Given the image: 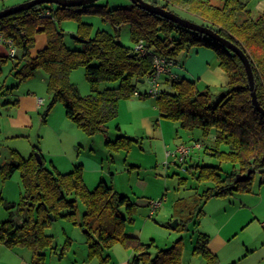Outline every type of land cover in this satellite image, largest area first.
<instances>
[{
    "label": "trees",
    "instance_id": "16d2710c",
    "mask_svg": "<svg viewBox=\"0 0 264 264\" xmlns=\"http://www.w3.org/2000/svg\"><path fill=\"white\" fill-rule=\"evenodd\" d=\"M145 2L171 12L172 7L183 10L203 22L198 25L211 29L237 46L249 60L256 98L264 110V12L253 13L248 2L242 0H219V4L213 0ZM83 15L102 17L114 27L115 33L98 31L91 37V26L82 22ZM71 19L78 23L74 40L82 44L81 49L71 50L65 45L64 32L59 24ZM124 24L130 26L131 41L134 44L143 41L144 48L151 55H141L120 43V26ZM0 31L12 40L16 49L14 58L0 56V71L8 60L20 61L22 65L13 75L20 83L37 69H42L47 74L46 91L51 97L45 115L56 101H61L66 118L88 137L106 135L108 123L118 115L119 102L131 98L137 84L145 82L152 71V55L175 59L193 47L212 49L227 78L219 94L210 87L200 91L193 81L176 79L166 82V86L163 83L155 97L163 118L179 123L188 131L198 129L202 138L210 141L202 144L203 153L220 164H231V170L224 175L220 165L195 166L193 173L197 181L210 183L211 187L200 195L196 194L189 203H177L174 214L179 216L176 229L186 230V223L193 221V209L211 198L251 193L256 173L260 175V184H264V117L251 102L242 62L220 43L150 14L133 3L127 7L109 8L107 4H98V1L81 7L37 5L1 18ZM38 32L44 33L46 46L31 57L29 51ZM79 67L84 68L90 87V94L86 96H80L69 82L71 71ZM112 82H117L118 86L100 88L102 83ZM148 97L147 94L139 95V98ZM132 142L128 137L118 135L114 141L106 137L104 146L113 151L126 150ZM36 152L37 149L33 148L28 159L12 152L11 161L0 167L3 181L19 173L23 187L18 203H8L0 194V207L9 213L0 224V243L12 248H28L32 252L31 264H44V250L50 249L53 243L45 230L53 222L67 219L86 230L88 258H96L100 264L108 261L106 253L115 244L133 249L130 264H181V239L169 248L157 249L152 255L153 243L143 244L124 233V226L133 222L132 214L137 208L129 197L119 194L105 182H100L90 191L83 182L81 165L61 174L53 167L46 169L42 158V164H39ZM248 171L250 173L245 180L236 181V175ZM78 200L85 208L79 223L76 220ZM121 208L125 213L120 211ZM13 211L23 215L21 223L13 219ZM207 244L208 236L199 233L193 252L201 254L206 264H217L216 256L208 250Z\"/></svg>",
    "mask_w": 264,
    "mask_h": 264
},
{
    "label": "rangeland",
    "instance_id": "374dc122",
    "mask_svg": "<svg viewBox=\"0 0 264 264\" xmlns=\"http://www.w3.org/2000/svg\"><path fill=\"white\" fill-rule=\"evenodd\" d=\"M28 1L30 0H0V11ZM213 2L220 3L219 0H213ZM130 3L129 0L98 1V4H107L109 8L127 7ZM256 3L257 0L248 1V6L253 13H257ZM171 10L185 20L196 24L203 23L199 18L183 10L174 7ZM82 22L91 26V37H94L98 31L115 33L114 27L98 15H83ZM59 26L64 32V42L67 48L81 49L82 44L72 38L76 35L78 23L71 19L62 21ZM119 41L125 47H133L134 43L130 38L128 24L120 26ZM45 46L46 37L44 33L38 32L34 37V45L29 51L31 57H35L37 52ZM195 48L198 47L185 50L177 60L179 61L182 56L186 55V51L192 53ZM206 49L214 57L213 64L210 62L211 66L215 65L214 63L218 62L216 53L212 49ZM21 65L20 61L8 60L1 67L0 116H9L14 119L15 123L29 128V137L19 136L14 140L0 141V166L11 161L12 152L28 159L31 154L26 152L21 154L23 148L28 149L29 147L31 150L36 148L35 154L40 155L46 169L51 170L53 167L57 172L66 174L72 171L75 165L82 164L83 182L90 191L102 181L116 192L130 197L137 204L148 202V200L151 204L160 202L159 207L151 216H149V211L152 207L138 206L132 214L134 221L124 226V231L128 228L138 231L141 243H153L155 247L150 252L152 255L157 249L169 248L181 239V264H206L201 254L193 252L198 234L204 233L210 237L208 243L210 241L216 249L211 253L216 256L217 264H264V184H260L259 173L254 176L251 193H233L222 198H211L199 208L193 209V221L186 223V230L173 229L170 225L179 217L174 216L177 203L182 201L189 203L196 194L200 195L210 188L211 184L197 181L193 173L195 168L190 166L193 165L192 163L173 164V160L167 158L166 153L173 152L175 146L180 144L192 145L193 138H200L202 143L210 141L203 139L198 129L188 131L181 128L179 123L167 119L164 122V128L168 132L165 135V142L162 139L151 138L144 129L134 134L133 127L129 124L130 109L126 104L146 102L152 108L154 102L148 98H136L133 95L129 99L121 100L122 103L119 102L117 117L107 125L109 140L114 141L118 136L115 128L117 124L121 128L120 133L132 139L133 142L126 150L107 149L104 146L103 135L88 137L66 118L61 101H56L45 115V109L51 102V97L46 91L47 75L42 69H37L32 76L19 83L13 75L17 67ZM69 82L80 96L90 94L83 67L71 71ZM194 82L200 91L207 87L197 79ZM117 86V82L102 83L100 88H116ZM147 90L146 82H140L136 86V91L141 94L147 93ZM212 91L219 94L221 89L213 88ZM37 98L44 101L38 108L35 106ZM5 101H8V104L4 106ZM124 103L125 105L121 106ZM165 144L170 145L171 148H166ZM68 157L76 160L74 165L69 163L71 168L65 164ZM198 165H220L222 175L231 170V164L225 162L220 164L218 160L208 156L202 158ZM22 192L19 173H15L5 181L0 177V194L6 202L18 203ZM84 209L83 204L78 200L76 209L78 223ZM120 211L125 213L124 208ZM8 216L9 213L1 206L0 223ZM12 216L17 223L24 218L23 215L14 211ZM77 225L67 219H59L45 230L46 234H51L55 239L53 250H48L46 253V264H87L86 235L82 233L84 230ZM63 233L67 236H75L77 242L70 253H65L63 258H60V252L65 243ZM217 236L224 240V244L221 245L215 241ZM125 254L126 251L120 244H115L112 250L107 251L108 257L117 263L126 258Z\"/></svg>",
    "mask_w": 264,
    "mask_h": 264
},
{
    "label": "crops",
    "instance_id": "0c3cea01",
    "mask_svg": "<svg viewBox=\"0 0 264 264\" xmlns=\"http://www.w3.org/2000/svg\"><path fill=\"white\" fill-rule=\"evenodd\" d=\"M242 1L248 2L249 0H242ZM255 10L257 11L256 14L264 12V0H257ZM133 47H134V45H133ZM184 52H182L181 54H183ZM193 52L189 53L188 51H186L187 54L182 56L179 59V61L177 60L179 55L175 58L176 65L174 66V68L171 71L172 76H174L175 79H186V80L193 81V82L195 81V79H197L198 81L205 84V86L210 87L211 89H213V88L222 89L227 83V78L224 75V73L222 72V70L219 68L218 62L214 63L215 65L211 66L210 62L212 63L213 62L212 60L214 59V57L212 56L213 54H210L211 52H209V50H207L206 48H201V47L195 48ZM0 56H8L7 55V48L3 45H0ZM171 80H172V78L166 76L164 78V81H165L164 85L166 86V82H169ZM46 82H47V80L45 81V84H46ZM136 93H138L139 95H142L138 91H136ZM143 94L146 95L147 93L144 92ZM135 97L138 98L139 96H135ZM143 99H147V98H143ZM148 99H150L154 102V106L152 108L149 107V103H146V102H144V103L128 102V104H126V105H128V108L130 109V112H129L130 123L129 124L131 125V127H133L134 134L140 133L141 132L140 130L144 129L148 132V134H150L151 138L154 139V137H155L156 139H162V141L165 142L166 141L165 135H166L167 131H166V128H164V125H165L164 122H166L167 120H165V118H163L160 115V113L157 109L156 103H155V98L154 97H148ZM39 100H42V99L37 98L35 101L36 108L40 107L39 102H38ZM7 102L8 101H5V104ZM122 102H120V103H122ZM43 103H44V101L42 100V104ZM122 105H125V103L121 104V106ZM119 108H120V106H119ZM8 109H9V107L7 108V110ZM172 126L174 128V125H172ZM115 128L117 131L116 132L117 135H122L120 133L121 128L117 124H116ZM1 131H2V133H1ZM107 134H108V128H107L106 135L101 134L104 137V141H105V138L108 137ZM19 136H22L23 138L29 137V128H27L21 124L15 123L14 119H12L9 116H0V141H6V140H10V139L14 140V138H18ZM193 139H194L193 144L189 145V146H191V151H190L189 156L185 159V164L187 162L192 163L193 165H190V166L195 168V166L198 165L199 161L202 160V158H204L207 155L203 153L204 149H203V147H201V146H203L202 145L203 143L201 140H199L200 138H196V139L193 138ZM178 146H181V144L175 146V149ZM165 147L171 148L170 145H168V144H165ZM25 152L27 154H32V150L29 147H28V149H27V147L23 148V152L21 154H25ZM23 156H25V155H23ZM67 159H69V157ZM67 159L65 160L66 162L65 161L64 162L68 166V168H71L70 166L74 165L76 163V160H74L72 158H70L69 160H67ZM69 163L71 165H69ZM177 163H179V162L173 161V164H177ZM179 164H182V163H179ZM79 165H82V164H79ZM75 166H78V165H75ZM187 168H189V167H187ZM132 202L137 206V208H138V206H144L147 208L151 207L149 200H148V202H144V203H140V204H137L134 201H132ZM137 208H136V210H137ZM151 211L152 210L149 211V216L153 215V213H154ZM132 219L134 221V218H132ZM18 223H21V221L20 222L18 221ZM137 232L138 231H136L135 229L130 230L129 228L125 229V231H124V233L127 234L128 236L137 238L140 242H142L140 239L141 236H139ZM82 233L86 235V230L82 231ZM63 234L65 235L66 233H63ZM46 235L52 237L53 243H52V247L50 249L44 250V255H45L44 264L47 263L46 262L47 261L46 253L48 250H53V244L55 241L54 237L51 234H46ZM208 239L210 240L209 236H208ZM66 240H69V241L67 242ZM215 241L220 243L221 245L224 244V240L220 239L218 236L215 238ZM76 242H77V239L75 236L65 235V243L61 249L60 258H63L65 253H70V250L75 246ZM85 244H86V240H85ZM120 246L126 251V254H125L126 258L122 262L117 263V262H113L112 259L109 257L108 261L104 264H111V263L112 264H130L132 257L134 255L133 249L129 246H124L121 244H120ZM112 247H114V246H112ZM112 247L110 250H112ZM207 248L212 253L214 251H216V249L212 246V243L210 241L208 243ZM110 250H108V251H110ZM54 252L56 253V251H54ZM52 253H53V251L50 253V255H52ZM106 255H107V253H106ZM107 256H109V255H107ZM86 258H87V255H86ZM87 259H88L87 264H95V263L100 264L99 260L96 258H94V259L87 258ZM31 261H32V252L28 248H25V247H13L12 248V247H8L4 243H0V264H31Z\"/></svg>",
    "mask_w": 264,
    "mask_h": 264
},
{
    "label": "water",
    "instance_id": "95a60500",
    "mask_svg": "<svg viewBox=\"0 0 264 264\" xmlns=\"http://www.w3.org/2000/svg\"><path fill=\"white\" fill-rule=\"evenodd\" d=\"M99 0H30L28 2H24L18 6L6 8L0 11V19L4 18L8 15H12L18 12L26 11L32 7H35L37 5L41 4H52L57 5L59 7H81L88 4H92L94 2H97ZM131 3L137 5L139 8L145 10L146 12L150 14L157 15L161 18H165L167 20H170L174 24L186 28L188 30L200 33L218 43H220L223 47H225L227 50L231 51L235 55L238 56L240 61L242 62L245 72L247 75L248 83H249V89H250V96H251V102L258 113H260L264 117V110L260 107L257 98H256V92L254 88V80H253V74L252 69L249 63L248 58L246 55L234 44L229 42L228 40L220 37L217 33L212 31L211 29L198 25L196 23L190 22L188 20H185L177 15H175L173 12L165 10L161 8L160 6H155L153 4H150L148 2H145L144 0H129ZM73 39H76V35L72 36ZM133 55V54H131ZM143 81H141L142 83ZM221 97L224 96L223 93L220 94ZM35 157L37 158V161L39 164H42V160L40 155L35 154ZM249 171L246 174H238L236 175V181L240 182L246 179V177L249 175ZM52 217V216H51ZM177 225V220H174L173 223H171V228L175 229Z\"/></svg>",
    "mask_w": 264,
    "mask_h": 264
},
{
    "label": "built area",
    "instance_id": "2783aa9c",
    "mask_svg": "<svg viewBox=\"0 0 264 264\" xmlns=\"http://www.w3.org/2000/svg\"><path fill=\"white\" fill-rule=\"evenodd\" d=\"M0 45H3L7 48V55L9 58H14L16 56V49L12 43V40L6 38L2 32L0 31ZM134 52L139 53L141 55L150 54L148 50L144 48L143 41H138L134 44ZM153 68L150 74L146 78V82L148 85L147 95L150 97H157L162 88V84L165 82L164 78L166 76L172 78L171 81L176 80L174 76H172V69L176 65L175 59L166 57V56H158L152 55ZM135 96H139L138 93H134ZM39 105H42V100H39ZM191 151V146H178L173 152L166 153L167 158H171L174 162L183 163L185 159L189 156ZM160 205V202H155L153 204L150 203L152 207V211L154 212Z\"/></svg>",
    "mask_w": 264,
    "mask_h": 264
}]
</instances>
